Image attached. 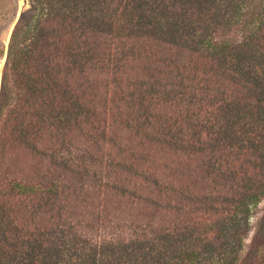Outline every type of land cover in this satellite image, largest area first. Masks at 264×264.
<instances>
[{
	"label": "trees",
	"instance_id": "1",
	"mask_svg": "<svg viewBox=\"0 0 264 264\" xmlns=\"http://www.w3.org/2000/svg\"><path fill=\"white\" fill-rule=\"evenodd\" d=\"M29 2L1 80L0 264H264V212L243 254L264 3Z\"/></svg>",
	"mask_w": 264,
	"mask_h": 264
},
{
	"label": "rangeland",
	"instance_id": "2",
	"mask_svg": "<svg viewBox=\"0 0 264 264\" xmlns=\"http://www.w3.org/2000/svg\"><path fill=\"white\" fill-rule=\"evenodd\" d=\"M264 3V0H245V5L249 8L260 7ZM15 7L16 18L13 19L10 16L12 7ZM31 5L29 0H0V96L2 92V72L5 63V54L13 26L24 14H29ZM249 11V10H248ZM25 16V15H24ZM246 29L244 25H238L233 29L225 32L218 33L215 36L218 42H232L237 43L244 39L246 36ZM264 212V201H262L255 209V214L251 219V230L244 240V252L245 254L250 246L251 239L256 231L259 220Z\"/></svg>",
	"mask_w": 264,
	"mask_h": 264
}]
</instances>
